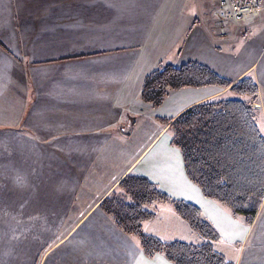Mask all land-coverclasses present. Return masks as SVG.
<instances>
[{"label":"crops","instance_id":"0c3cea01","mask_svg":"<svg viewBox=\"0 0 264 264\" xmlns=\"http://www.w3.org/2000/svg\"><path fill=\"white\" fill-rule=\"evenodd\" d=\"M221 11L220 0H0V192L9 211L0 213V264H175L147 257L99 208L128 173L197 205L229 260L264 264V202L246 224L203 195L171 144L170 121L236 95L186 87L160 106L142 100L149 73L188 62L231 81L252 76L264 98V19L241 23L257 36L238 51L240 23L221 22ZM168 217L167 231L156 212L145 232L200 241L172 209Z\"/></svg>","mask_w":264,"mask_h":264},{"label":"trees","instance_id":"16d2710c","mask_svg":"<svg viewBox=\"0 0 264 264\" xmlns=\"http://www.w3.org/2000/svg\"><path fill=\"white\" fill-rule=\"evenodd\" d=\"M205 86L229 88L236 97L201 102L182 112L169 123L171 144L203 195L250 225L264 202V133L252 107L260 92L255 78L245 75L231 81L198 62L163 64L146 76L142 100L160 106L170 90ZM155 204L171 205L200 241L165 242L146 233L143 224L156 218L151 210ZM99 208L125 233L136 236L149 258L159 253L175 264H235L216 249L221 236L197 205L172 197L146 176L128 173Z\"/></svg>","mask_w":264,"mask_h":264},{"label":"rangeland","instance_id":"374dc122","mask_svg":"<svg viewBox=\"0 0 264 264\" xmlns=\"http://www.w3.org/2000/svg\"><path fill=\"white\" fill-rule=\"evenodd\" d=\"M220 15H221V13H220ZM262 19H264V17H262ZM238 31H241V36H242V39L238 41V51H239V49L246 42L248 43L250 40L255 38L257 36V33H256V29H253L251 26L246 27V26L242 25L241 23L239 25ZM259 35H261V34H259ZM261 59H262V57H261ZM261 59L257 62V64H259ZM257 71H259V70H257ZM252 107L255 109L258 125L263 132L264 131V98L261 94L259 96V100L255 103H253ZM0 190L4 191L5 187H0ZM5 200H6L5 195H2V193H1L0 194V213L2 211L3 215H8V217H9V211L7 212V210H6V208H7L6 204L8 201H5ZM78 206H81V205H78ZM82 206H84V205H82ZM155 206H157L156 212L159 213L160 218H161L160 221L157 222V224H158V228H159L160 232L162 233L164 231H167V226L170 225L168 223V220H169L168 212L172 209L173 213L174 214H176V213L174 212V208L171 205L155 204ZM185 224H186V222H185ZM178 228H183V227H178ZM178 230H180V229H178ZM185 236L186 235L184 234V237Z\"/></svg>","mask_w":264,"mask_h":264},{"label":"built area","instance_id":"2783aa9c","mask_svg":"<svg viewBox=\"0 0 264 264\" xmlns=\"http://www.w3.org/2000/svg\"><path fill=\"white\" fill-rule=\"evenodd\" d=\"M221 22L232 20L246 23L264 17V0H220Z\"/></svg>","mask_w":264,"mask_h":264}]
</instances>
